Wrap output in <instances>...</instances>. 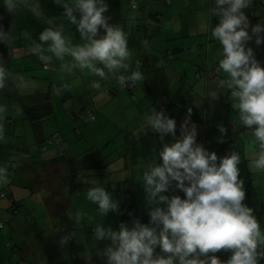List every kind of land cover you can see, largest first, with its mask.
Wrapping results in <instances>:
<instances>
[{"label": "clouds", "instance_id": "1", "mask_svg": "<svg viewBox=\"0 0 264 264\" xmlns=\"http://www.w3.org/2000/svg\"><path fill=\"white\" fill-rule=\"evenodd\" d=\"M55 2L63 6L68 23L76 25L84 43L72 45L65 35L64 23L57 25L49 18L52 26L39 34L40 43L33 46L36 55L46 62L53 56L61 61L70 56L72 61L61 65L69 73L87 70L101 80L116 79L121 85L143 82L145 75L139 64L129 72V35L121 24L108 23L106 0ZM0 4L10 15L27 10L40 18L42 12L40 0H0ZM214 4L220 22L211 30V37L222 46L219 68L227 76L221 85L230 90L240 123L251 129L259 142V154L249 168L264 170V66L256 59L253 48L246 47L252 37L243 11L252 0H214ZM252 33H264V24L253 26ZM9 38V32L0 27V41L8 43ZM255 43H264V36L257 35ZM43 44L49 47L45 49ZM144 46H148L147 41ZM45 51L52 56L45 55ZM10 75L0 61V89ZM94 87H99V83ZM188 111L180 138L171 144L164 143L159 151L161 162H148L142 172L151 223L134 220L131 227L122 222L118 229L101 223L94 228L95 241H111L102 252L106 264H258L259 258H264V232L253 208L243 203L240 154L232 151L217 163L216 152H209L197 143V127L194 123L190 126L191 109ZM7 114L8 108L0 104V143L5 140ZM148 128L160 134L161 139L176 135L175 119L163 111H149L143 132ZM219 131L223 135L227 129L220 125ZM7 179L8 169L0 166V184ZM173 182L185 193L184 198L166 194ZM86 196L98 206L100 216L118 210V202L99 184L89 188ZM73 219L77 225L81 224V213L77 211ZM157 246L166 255H154ZM221 249L232 250L228 260L215 255Z\"/></svg>", "mask_w": 264, "mask_h": 264}, {"label": "crops", "instance_id": "2", "mask_svg": "<svg viewBox=\"0 0 264 264\" xmlns=\"http://www.w3.org/2000/svg\"><path fill=\"white\" fill-rule=\"evenodd\" d=\"M106 2L108 11L105 16L109 18L108 23L121 24L129 35L128 46L131 51L129 72L136 69L137 59L145 60L139 66L145 75L143 82L137 84V87L132 90L118 91V82L108 83L87 70L75 69L71 73L65 71L61 65L70 63L72 61L70 56H66L63 61L57 60L53 56L50 61L54 68L48 70L50 71L48 75H44L45 78L50 76L52 93V84H57V86L55 85L56 91L55 94L53 93V97L49 95V101L53 105V115L57 113L53 99L57 101L60 109H68L67 112L75 109L78 111L91 106H94L97 110V118L94 120V124L89 127V137L87 138L86 136V140L91 141L89 143L91 148L98 150L103 147L104 156L106 157L101 160L96 156H89L87 160L89 174L96 181L100 180L97 175L101 169L94 168L91 163H105L113 159L108 169L109 178L112 181L110 183L115 185L117 181L126 179L133 182L132 187L136 190L139 210L149 212V204L146 200V193L141 180L142 172L148 162L155 161L160 163V149L164 143L171 144L172 142L170 134L165 135L161 139L160 134L154 132L151 128L143 132L145 117L149 114L150 106L154 100L169 104L172 107L173 116L179 123L181 132V125L189 117L188 110L191 109L190 126L194 123L197 127V143L203 145L209 152H216L217 163H219L220 157L230 154L232 151H237L240 154L241 160L238 168L240 169L239 177L244 181L245 200L243 203L253 208L261 230L264 232V170L249 168V164L259 154V142L255 140L253 134L248 133L249 135H247L245 130H243L244 126L239 121V113L233 107L236 102H232L230 90H227L226 86L221 85V81L227 79L226 74L219 68L216 73L210 71L207 77L197 78L195 76V72L205 65L211 68L219 67V60L223 58L222 46L211 37V30L220 22V16L215 14L214 0H172L169 9L165 8L166 0H139L140 7L135 11L130 7V0H106ZM55 4V0H40V8L42 10L40 18L33 16L29 11L27 14L30 15V20L32 22L35 21V23L29 27V23L25 22L21 25L19 33L18 31L13 33L9 59L13 61L12 66L19 67L17 71L21 70L22 67H32L35 59L38 58V55L32 49L35 44L40 42L39 37L34 35L48 28L49 18H55L57 25L61 22L64 23L65 35L72 45L84 43L80 38L76 25L69 24L67 18L61 15L56 17L51 15ZM48 6L51 7L49 9L50 14L47 11ZM61 6L59 5L58 7ZM243 11L248 17V31L252 37L247 42L246 47L250 46L253 48L256 59L264 66V43L257 45L255 43L256 38L252 33L253 26L258 23L264 24V8L261 7L259 2L252 0V4L248 8L243 9ZM57 13L60 14V11H57ZM162 13L164 14L162 20L158 21L157 15ZM77 16H79L78 13ZM27 28H29L28 33L23 32ZM100 31L103 33L104 30L101 29ZM16 34H18L17 37ZM144 41L148 42L147 47L144 46ZM43 46L45 49L49 47L48 44H43ZM165 49L174 51L172 59L168 58ZM47 54L52 56L50 52H47ZM194 68L196 69L194 70ZM95 83H99V87H94ZM11 85L12 89H14L13 84ZM5 88H8V86ZM12 89L9 93L16 96L18 93L12 91ZM42 93L40 92V94ZM216 93L217 96L215 97ZM1 94L0 92V104H2ZM7 118L8 116L5 120ZM107 121L110 124L108 128L102 126L104 123H108ZM220 125L227 129V132L223 135L219 131ZM63 127V132L68 133L72 142H74V136L70 129ZM85 131L86 129L84 128ZM8 135V133H5V138H8ZM39 135L42 136L41 134ZM18 136L21 135L15 133V137ZM221 140L223 142H220ZM23 143L24 141L18 142V146L25 148L24 153L29 162H31V167L28 163L23 167L24 178L25 174L27 172L29 174L30 171L39 180L40 176L45 177L49 173L60 174L61 170L64 169L66 174H63L66 175L68 181L69 167L65 165V162L55 161L54 157L56 154L52 153L51 156L35 161L34 158L39 156L29 154L30 149ZM133 144L136 154L134 152L131 153V159H129L121 150L127 149L128 145L133 148ZM109 148H112L111 152H114L112 154L113 157L108 156ZM27 154L29 155L27 156ZM42 174L46 175L43 176ZM26 185L30 186L29 183H24L22 187H26ZM10 188L16 201L20 202L14 189ZM38 188H40V185L35 187V189ZM57 188L51 189V193L55 192L56 197H59L60 201L52 197L50 199L45 197V199L48 198L47 204L49 207L51 206L52 209H55L58 214H63V210L57 207L65 208L68 202H62V191H58ZM1 190L2 188H0ZM16 192L20 196L24 194L22 189ZM110 193L120 194L116 191H111ZM166 194L169 196H181L180 189L175 187V182L170 185ZM6 203H0V209L2 206L10 205L9 199H7ZM56 203L59 204L56 206ZM63 215L62 218L66 225L68 218L66 219V215ZM132 223L133 221H130L128 226L131 227ZM36 242L44 245L49 243V241ZM18 247L20 250L24 249L23 246ZM157 249L160 248L157 246ZM0 250H2V253H0L2 255L0 264H16L18 262V258L15 257L14 253L13 255L12 253L8 254L7 250L2 249L1 245ZM37 250L43 251L45 247L38 245ZM60 251L56 252L55 257L51 256L53 261L58 260ZM231 254L232 250L229 249H221L215 253L224 261L228 260ZM32 260L39 264L43 260L42 253L39 257ZM97 262L103 264L96 259L95 264ZM258 264H264V258H259Z\"/></svg>", "mask_w": 264, "mask_h": 264}, {"label": "rangeland", "instance_id": "3", "mask_svg": "<svg viewBox=\"0 0 264 264\" xmlns=\"http://www.w3.org/2000/svg\"><path fill=\"white\" fill-rule=\"evenodd\" d=\"M169 4L170 3L168 2L165 3V8L169 9L171 5ZM59 9L64 11L63 7H59ZM28 12L29 11L27 10H22L13 16V24L9 32L10 43L13 33H15V31H18L19 33L21 25H23L25 22H28L29 24L32 22L29 17L30 15L27 14ZM51 26L52 25H49L48 27ZM28 31L29 28L23 30L25 33H28ZM260 34L261 36H264V33ZM17 36L18 34H16V37ZM12 62L13 61L11 59H8L4 63V66L8 69L11 75L5 83V87L8 86V88H3L4 90H8L1 91L2 98L5 99L2 101V105H5L8 108L7 116L12 118L15 121V124L12 125L6 120L5 122L8 124L4 122L5 133H9V143H6L7 138H5L4 142L0 143V166L6 167L8 169V179L6 183L0 184V188H3V185L11 186L14 189L16 196L19 197L20 202L18 203L20 206L17 214H14L11 209L7 208V206L1 207L0 222L3 221L5 227L0 229V239L2 240L0 245L2 249L7 250L8 254L12 253L13 255L14 253L15 257L18 259L22 256L23 259L29 261L28 264H35V261L32 259L39 257L41 253L43 260L39 264H95L96 259L105 264L106 257L103 256L102 252L103 249L111 243V241H95L92 229L100 223L105 227L111 226L114 229H118L120 223H122V220L120 219L122 210L120 207L122 205L123 197H121V195L118 193H112L111 195L113 199L118 202V210L109 211L106 215L100 216L97 209L98 206L87 200V190H82L78 193L73 191L70 193L71 191H69L68 186L69 180L67 181L64 169L61 170L62 174H42L43 176H46H40L39 180L36 178V175L32 173V171H30L29 174L27 172L25 174V178L23 177L24 165L28 163V165L31 167V162H29L26 155L25 157L23 156L24 153L22 154L23 157L19 156L18 158V154H20L19 149L21 148L20 145L18 146V142L24 141L23 144H26L30 149L29 154L39 156L34 158L35 161H40L46 156H51L53 150L52 148H49L48 151L40 152L41 149L39 146H37V144L32 145V143H37L38 138L35 136L37 132L34 131V127L30 124V122L24 118L25 114L23 113L22 104L13 97L7 98V94L11 92V84H13L14 89H12V91H16L18 94L48 92L50 97H53V93L55 94L56 91L55 85L57 86V84H52V93L50 88L51 83L49 80L50 76H47L48 78L44 77V75H48L50 71L44 70L42 68V63L40 60H38V58L35 59L32 67H22V69L19 71H17V68L19 67L12 66ZM215 67L211 68L205 65L201 68H209L210 71L214 72L213 69ZM195 69L196 68H194V70ZM195 76L199 78L197 71L195 72ZM53 101L55 108L57 109V113L42 122L41 128L39 130L40 134L44 135L45 137L56 134L64 135L69 142V149L67 152L68 156H84L85 154H91L96 151L95 148H91V145L89 144L91 141L86 140L85 137V135L87 138L89 137L88 130L89 127L94 124L93 121L88 122L83 126V130L85 128L86 131L83 136H79L74 131L75 122L74 115H72V112H75L77 109L67 112L68 109H60L57 105V101L55 99H53ZM109 125L110 124L108 122L104 123L102 126L108 128ZM62 126H64L63 128L68 127L70 129V132L74 136V142H72V139L68 133L63 132ZM11 132H13V135L10 134ZM245 132L247 135H249L248 131ZM15 133L21 136L15 137ZM104 133L106 134V132ZM250 134H252V132ZM29 154H27V156ZM14 160L20 163L18 168H15V163L17 162ZM83 163L82 166L86 172L88 171V168H86ZM81 180L82 178L79 179V181ZM24 183H29L30 186L26 185V187H22ZM36 184L40 185V188L35 189L37 186ZM53 188H57L58 191H62V202H68L65 208L57 207L58 209H62L63 214L66 215V219L68 218L66 225L69 228H66L65 230L64 227H62L65 225L62 218L64 215L58 214L55 209H52L51 206L49 207L47 204V199H50V197L55 198L56 200L59 199L60 201V198L56 197L55 192L51 193V189ZM20 189L24 190V194L22 196L18 195L16 192ZM45 197L48 198L45 199ZM7 199V197H2L0 195V203L7 204ZM58 204L59 203H56L55 205L57 206ZM77 211H79L82 215V222L79 225H77L73 219ZM13 237H16V239H14L16 243L12 242L14 250L7 246L9 241H13ZM66 237V241L62 242ZM34 240L35 242H33ZM36 241H49V243L44 245L42 243L38 244ZM18 245L23 246L24 249L20 250ZM38 245L42 247L44 246L45 250H37ZM58 250H61L58 254V260L53 261L51 256L55 257ZM0 253H2V250H0ZM1 257L2 255L0 254V259ZM59 261L61 262L59 263ZM97 264L99 263L97 262Z\"/></svg>", "mask_w": 264, "mask_h": 264}, {"label": "trees", "instance_id": "4", "mask_svg": "<svg viewBox=\"0 0 264 264\" xmlns=\"http://www.w3.org/2000/svg\"><path fill=\"white\" fill-rule=\"evenodd\" d=\"M255 1L260 2L259 0H255ZM171 3H172V1H171ZM58 6H59V4L56 3L55 7L53 8L54 10L55 9L56 10L53 11V13L51 12L52 13L51 15L53 17L61 15L65 18H67L66 14H65V10L64 11H62L61 9L59 10ZM130 7L134 11L137 10L140 7L139 0H137V8L132 7V2L130 0ZM47 9L46 10L49 12V9H51V7L48 6ZM57 11H60V14H58ZM49 14H50V12H49ZM163 15L164 14H158L157 15L158 21L162 20ZM52 19L54 20V23L56 24L57 20L55 18H52ZM34 23H35V21L30 22L29 27ZM49 25H51V24L49 23ZM39 34L40 33H36L34 36L39 37ZM253 34L255 37L258 35L256 33H253ZM259 35H261V34L259 33ZM76 45H79V44H76ZM41 46L44 48L43 45H41ZM165 51L167 52L168 58L172 59L174 57V51H172V50L170 51V50H166V49H165ZM44 54L48 55L46 53V51ZM38 59L42 63V68L44 70H52L54 68L51 61H47V62L45 61V63L49 64V67L45 68L44 62L41 61V58L39 56H38ZM144 61L145 60H143V59H137L136 63L139 64V66H141L144 63ZM209 73H210V71L206 73L205 69L201 68V67L197 70V74L199 75V78L207 77V76H209ZM106 81L108 83H112V84L115 82H118V84H119L118 91L132 90V89L137 87V84H135V83H134V85L133 84L132 85L131 84L121 85L119 83V81L116 79H109ZM9 88H10V86H9ZM1 90L5 91L8 89H5V90L1 89ZM1 90H0V92L2 93ZM8 97H13L15 100L19 101L22 104L23 113L25 114L24 118H26L30 122V124L34 127V131L37 132L35 134V136H37L38 142L35 144H37V146L40 147V149H41L40 152L41 151H48L49 148H52V150H53L52 153L56 154V156L54 157L55 161H62V162H65L66 166L68 165L69 171H70L69 179H68L69 180L68 186H69V190L71 191V193L73 191L75 193H78L79 191H82V190H88L89 188L94 187L97 184H99V185L105 187L106 190H108L110 192L111 191L112 192H115V191L119 192L121 197H123V201H122V205H121L122 213L120 215V219L122 220L123 223L129 224L130 221H134V220H139L141 223H144V224H150L151 223L149 212L144 211V210H139L137 194L135 192L136 190H135V188L132 187L133 182L126 179V180H122V181H117L115 183V185L110 183L112 181L109 178L108 169L110 168L109 164L111 163V161L113 162V159L106 161L105 163H101V162L91 163L94 165V168L97 167V168L101 169L99 174L97 175L98 177H100V180H98V181H96L94 178H92V175L89 174V170L86 172L84 171L82 163L84 162L83 165H85V167L88 168L87 160H88L89 155L90 156L91 155L96 156L97 158H99L101 160H103L102 158L106 157V156H104L105 153H104L103 147L99 148L98 150L94 151L91 154H85L84 156H72V155L68 156L67 152L69 149V142L64 135L56 134L53 136L50 135L48 137H45L44 135H42V136L39 135L40 134L39 130L41 128L42 122H44L46 119H48L50 116H52L53 112H54L53 105H52L51 101H49L48 92H43L42 94H40V92H38V93H34V94H30V95H24V96L19 95V94L14 96V95L8 93L7 98ZM3 100H5V99L2 98V101ZM26 100H29V101H26ZM160 107H165V109L169 113V116L174 118L176 121L175 138L173 135H171V142L173 143L177 140L176 139L177 136L180 138L181 132L179 129V123H178L177 119L173 116L172 107L169 104L162 103L158 100H154V102L150 106V111H154L155 109H159ZM96 111H97L96 108L94 106H91V107H85V108H82L81 110L72 112V115H74V122H75L74 131L77 135L83 136L85 133L83 130V126L85 124H87L88 122H92V121L94 122V120H96V118H97ZM6 121L8 123L15 124V121L12 118L10 119V117H8L6 119ZM243 130H245V128ZM248 132L251 133V131H248ZM10 134L13 135V132H11ZM85 137H86V135H85ZM7 142L9 143L8 138H7L6 143ZM112 143H113V139H112ZM70 144H71V142H70ZM24 150H25V148L19 149L20 154H18V158H19V156L25 157L26 154L24 153ZM109 150L110 151L108 153L109 154L108 156L113 157L112 154L114 152L113 151L111 152L112 148H109ZM121 152H123V154L125 156H127L129 159H131L130 158L131 153L134 152L136 154L134 144H133V148L128 145L127 149H122ZM23 153L25 155L22 156ZM15 162H17V163H15V168H18L20 166V163L18 161H15ZM128 164H129V162H128ZM80 178H82L81 181H79ZM10 187L11 186L4 185V187L0 191V195L2 197H7L9 199L10 205L7 206V208L11 209L14 214H17L19 211L20 205H19L18 201H16ZM3 192H6L7 194L2 195ZM114 194H117V193H114ZM180 194H181L182 198L185 197V193L182 190H180ZM4 227H5V224L3 221H1L0 222V229L4 228ZM64 227H65V229L69 228L67 225H64ZM92 232L94 233V228L92 229ZM14 239H16V237L15 238L13 237V241H9V243L7 245L8 247H10L12 249L14 248L13 243H12V242H15ZM15 243H14V245H15ZM156 251H161V250L157 249V250H155V252ZM28 263H29V261L23 259L22 256L18 259V262H16V264H28ZM35 264H37V263H35Z\"/></svg>", "mask_w": 264, "mask_h": 264}, {"label": "water", "instance_id": "5", "mask_svg": "<svg viewBox=\"0 0 264 264\" xmlns=\"http://www.w3.org/2000/svg\"><path fill=\"white\" fill-rule=\"evenodd\" d=\"M13 16L8 14L4 6H0V27L4 31L10 32L12 26ZM9 49H10V40L9 42L0 41V61L4 63L9 59Z\"/></svg>", "mask_w": 264, "mask_h": 264}, {"label": "built area", "instance_id": "6", "mask_svg": "<svg viewBox=\"0 0 264 264\" xmlns=\"http://www.w3.org/2000/svg\"><path fill=\"white\" fill-rule=\"evenodd\" d=\"M171 1L172 0H167V2L168 3H171ZM260 1V4H261V6L264 8V0H259ZM131 2H132V7L133 8H137V0H131ZM257 34V33H256ZM259 35V34H258ZM41 61H43L44 62V67L45 68H48L49 67V64H47V63H45V61L44 60H42L41 59ZM219 70V67H215L214 68V72H217ZM210 71V69L209 68H206L205 69V72L207 73V72H209ZM133 85H134V83H133ZM154 111H157V112H159V111H163L164 113H165V115H167V116H169V113L167 112V110L165 109V107H160L159 109H155ZM170 117V116H169ZM246 131H251L252 132V130L251 129H245ZM174 138H175V136H174ZM179 137L177 136L176 137V139H178ZM59 140V139H58ZM186 183H187V181H186ZM7 193L6 192H3L2 193V195H6ZM154 255H166L165 253H162L161 251H156L155 253H154Z\"/></svg>", "mask_w": 264, "mask_h": 264}]
</instances>
